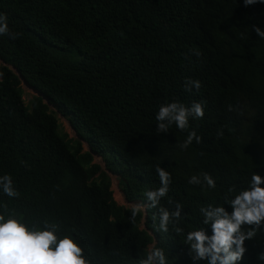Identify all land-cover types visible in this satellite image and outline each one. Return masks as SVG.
I'll return each instance as SVG.
<instances>
[{"label": "trees", "instance_id": "1", "mask_svg": "<svg viewBox=\"0 0 264 264\" xmlns=\"http://www.w3.org/2000/svg\"><path fill=\"white\" fill-rule=\"evenodd\" d=\"M0 14L8 26L0 35V174L16 192H0V214L29 227L55 224L89 264H138L154 247L166 264H206L185 243L189 231L211 233L201 207L231 212L226 201L254 172L264 177V39L253 29L264 28V4L0 0ZM22 78L36 92L29 104ZM188 80L200 87L186 90ZM171 101L200 102L203 115L161 132L155 113ZM59 115L78 138L61 130ZM190 131L199 142L181 149ZM158 166L169 173L168 191L148 207ZM111 174L133 206L115 200ZM193 175L201 183H189ZM177 205L179 217L161 231L159 209ZM243 243L237 264H264V230Z\"/></svg>", "mask_w": 264, "mask_h": 264}, {"label": "clouds", "instance_id": "2", "mask_svg": "<svg viewBox=\"0 0 264 264\" xmlns=\"http://www.w3.org/2000/svg\"><path fill=\"white\" fill-rule=\"evenodd\" d=\"M256 3L264 4V0H243L245 6ZM257 37L264 39V28L253 26ZM8 31L6 19L0 14V35ZM198 89V80H188L185 89ZM203 115L200 102H193L189 106L175 101L161 104L155 113L156 128L167 132L171 125L177 129H185L189 118H198ZM195 137L194 132H188L186 139L179 145L181 149L187 147ZM160 186L145 192L148 207H156L158 201L168 191L169 173L161 167L155 169ZM118 179V178H117ZM119 180V179H118ZM189 183L199 184L198 176H191ZM203 182L212 188L214 179L208 174L203 175ZM118 183H120L118 181ZM264 177L254 172L248 186L236 193L226 202L231 212L222 205L207 208L201 207L203 223L209 225L211 233L207 234L203 228L187 232L185 243L189 246L191 258L205 260L206 264H237L245 252L244 241L251 239L257 228L264 230ZM120 187V184H119ZM231 192L232 190L229 189ZM0 192L13 197L16 192L8 173L0 174ZM137 209L131 210L135 217ZM179 217V205L176 210L159 209V229L167 231L170 218ZM253 225L248 231L241 229V225ZM179 231V229H177ZM55 224L45 225L43 228L29 227L18 217L0 214V264H89L83 255V249L71 235L58 236ZM257 259L264 261V252L257 254ZM138 264H166L164 252L160 248H152Z\"/></svg>", "mask_w": 264, "mask_h": 264}, {"label": "rangeland", "instance_id": "3", "mask_svg": "<svg viewBox=\"0 0 264 264\" xmlns=\"http://www.w3.org/2000/svg\"><path fill=\"white\" fill-rule=\"evenodd\" d=\"M22 87H23V98L25 102L29 104L33 96L36 94V92L24 82L22 83ZM59 120L61 124V130L67 133L69 138L71 139L78 138L74 129L71 127L69 121L65 117H63L62 115H59ZM83 149L88 150V145L86 143H84ZM95 162L100 163L104 167V162L99 156L95 157ZM111 178L113 181L112 190L114 193L115 200L120 205H123L125 207L133 206L134 204L127 202V200L125 199L124 193L122 192L121 187H119V184H118L119 180L117 179L116 175L111 174Z\"/></svg>", "mask_w": 264, "mask_h": 264}, {"label": "water", "instance_id": "4", "mask_svg": "<svg viewBox=\"0 0 264 264\" xmlns=\"http://www.w3.org/2000/svg\"><path fill=\"white\" fill-rule=\"evenodd\" d=\"M22 80H23V82H24L25 84H27V85H28V83H27V81H26L25 79H23V78H22Z\"/></svg>", "mask_w": 264, "mask_h": 264}, {"label": "crops", "instance_id": "5", "mask_svg": "<svg viewBox=\"0 0 264 264\" xmlns=\"http://www.w3.org/2000/svg\"><path fill=\"white\" fill-rule=\"evenodd\" d=\"M118 184H120V183H118Z\"/></svg>", "mask_w": 264, "mask_h": 264}]
</instances>
